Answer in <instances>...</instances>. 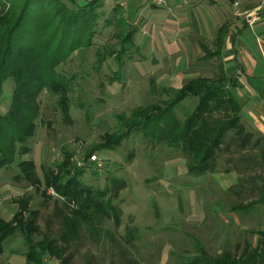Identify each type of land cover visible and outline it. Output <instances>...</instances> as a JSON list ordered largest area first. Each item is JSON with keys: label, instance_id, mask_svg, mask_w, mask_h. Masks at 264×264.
Listing matches in <instances>:
<instances>
[{"label": "rangeland", "instance_id": "1", "mask_svg": "<svg viewBox=\"0 0 264 264\" xmlns=\"http://www.w3.org/2000/svg\"><path fill=\"white\" fill-rule=\"evenodd\" d=\"M76 1L85 3L84 0ZM177 3H181L180 0H174V4ZM163 5L161 7L166 9ZM106 9L102 4L92 8L98 16L92 46L73 54L56 70L70 80L69 122L61 113L58 94L42 91L32 102V105H39V112L34 121L35 134L24 143L29 152L17 156L13 166L0 168L3 183L12 182L17 173L16 162L23 156L35 163L42 179L41 167H51L61 161L63 150L87 155L91 146L100 144L105 133L118 134L126 130L119 116L127 119L132 109L146 105H157L162 110L172 99V93H163L155 87L149 91L151 85L146 80L129 74L130 67L140 60L134 41H143L146 37L137 27L132 37L134 41L120 43L123 35L111 37L104 27L108 18ZM155 12L148 6L142 11L141 19L149 22L164 19L160 11ZM106 50H112L116 56L100 64L97 53ZM1 90V97H10L11 82L4 83ZM193 101L197 100L186 98L183 103ZM1 107L4 108L0 105V111ZM215 119L227 121L218 116ZM154 126L155 122L141 124L114 150L93 153L100 160V167L86 164L83 169L76 170L82 171L76 179L92 190L98 204L105 209L113 205L121 214L118 226L112 212L107 215L96 210L88 213L91 216L87 218L89 226L80 220L82 217L76 216L80 221L78 229L73 231L64 250V256L70 257L67 264H186L198 254L199 248L217 257L225 250L240 254L244 243L256 245L257 236L251 231H264V205L254 204L247 212L230 210L258 200L252 188L264 182V160L259 157L264 137L241 119L232 123L223 139L224 144L217 151L216 172L196 177L188 174V159L181 150L169 148L163 140L158 141L153 136L156 131L148 134L147 128ZM238 128H242L243 135L251 134L243 150L235 146L241 140L235 135ZM235 137H238L236 143ZM258 139L259 145L249 151ZM225 144L228 150H223ZM261 152L264 155V150ZM225 168L233 172L225 173ZM74 171L71 170V176ZM238 179L242 182L236 187ZM115 186L120 190L113 195ZM233 187H236L235 192H229ZM106 190V194L100 195ZM5 195L6 192L0 193L3 200L0 218L8 221L17 208L9 198L5 199ZM55 196L45 200L38 195L32 200V207L39 211L40 236H54L64 226V218L72 217L63 201ZM69 207L76 209L74 203ZM127 229H134V238L130 241L126 238ZM23 251L22 238L16 234L4 243L0 264H25ZM45 264H59V261L47 256Z\"/></svg>", "mask_w": 264, "mask_h": 264}, {"label": "trees", "instance_id": "2", "mask_svg": "<svg viewBox=\"0 0 264 264\" xmlns=\"http://www.w3.org/2000/svg\"><path fill=\"white\" fill-rule=\"evenodd\" d=\"M97 1L79 4L76 0H0V97L3 84L8 81L12 84L8 110L6 113L0 111V168L13 166L17 156L29 152L24 143L35 134L34 121L39 112V105H32V102L38 99L42 91L58 94L61 113L69 122L67 93L70 80L56 70L67 63L76 51L92 46L98 20L92 8ZM123 38L120 43L131 41L132 35L127 34ZM112 56H116L112 50L102 54L98 52L97 62L101 64ZM223 80V77L211 82L200 78L189 80L162 110L157 105H146L132 109L127 119L119 116L126 130L118 134L105 133L100 138V144L91 146L84 156L89 157L102 150H114L133 128L155 122V126L146 131L148 134L156 131L153 136L158 141L163 140L169 148L181 150L188 159V174L196 177L214 174L219 158L217 151L224 144L223 139L232 123L240 119V105L221 84ZM187 97H194L197 104L192 115L179 122L173 117L171 109ZM216 116L226 118L227 121L221 122L215 119ZM235 135L241 138L236 143L238 137H235V146L240 150L246 148L251 134L243 135L242 128H238ZM259 142L258 139L249 151L254 150ZM17 144L20 145L18 149ZM225 149H229L227 144ZM262 149L264 147H259V157L264 160ZM61 154L62 159L58 163L47 168L41 167L42 179L32 160H18L15 167L17 173L11 181L25 188L31 187L33 193L12 200L17 211L10 220L0 218V256L4 253V243L19 234L24 245L21 254L25 264H45L47 256L58 260L59 264H67L70 257L64 256V250L71 234L78 229L80 221L76 216L82 217L79 219L89 226L87 218L91 216L88 213L96 210L101 215H107L112 212L118 226L121 214L119 208L112 205L105 209L98 204L92 196V190L76 179L82 171H76L73 166L71 159L74 154L67 150ZM73 169L75 171L71 176ZM223 172L231 173L233 170L225 168ZM241 182L238 179L236 187ZM115 187L112 189L113 195L120 190V187ZM236 187L230 188L229 192H235ZM50 189L54 191L55 197L63 201L72 217L64 218V226L54 236H40L39 211L32 207V200L38 195L50 200L53 198L47 194ZM252 190L257 192V201L247 206L236 205L230 211L247 212L254 204L264 205V182ZM106 193L107 190L100 195ZM70 203L76 205L75 210L70 209ZM133 231L127 229L128 241L134 238ZM251 234L257 236L256 245L244 243L240 254L225 250L217 257H212L199 248L198 254L186 264H264V231H251Z\"/></svg>", "mask_w": 264, "mask_h": 264}, {"label": "crops", "instance_id": "3", "mask_svg": "<svg viewBox=\"0 0 264 264\" xmlns=\"http://www.w3.org/2000/svg\"><path fill=\"white\" fill-rule=\"evenodd\" d=\"M164 2L166 9L152 0L97 1L107 6L104 27L111 37H133L136 27L146 37L143 41L132 40L140 60L130 67L129 74L146 80L151 85L149 91L155 87L173 96L189 80L211 82L223 77L221 84L240 105V119L264 137V0ZM148 6L160 11L164 19H141ZM118 76L122 78L123 74ZM10 99L0 98L2 113L7 112ZM184 100L171 109L179 122L188 119L197 104H184ZM18 160L29 159L23 156ZM31 191V187L0 181V193L6 192L5 199L11 202Z\"/></svg>", "mask_w": 264, "mask_h": 264}, {"label": "built area", "instance_id": "4", "mask_svg": "<svg viewBox=\"0 0 264 264\" xmlns=\"http://www.w3.org/2000/svg\"><path fill=\"white\" fill-rule=\"evenodd\" d=\"M84 1H93V0H84ZM153 3L157 6H161L164 4V1L165 0H152ZM183 3H188L190 0H181ZM72 163H73V166L74 168H76V170H81L85 167L86 164H89V165H97L98 167L101 166V164L99 163L100 160L98 159V157L96 155H90L89 157H85L84 155H81V153H77V154H74L73 157H72ZM48 194L51 195V196H55V193L53 190H49L48 191ZM2 198L0 196V209L2 207Z\"/></svg>", "mask_w": 264, "mask_h": 264}]
</instances>
